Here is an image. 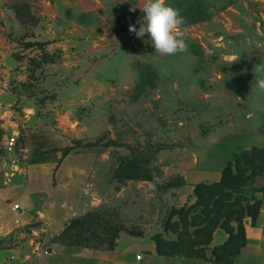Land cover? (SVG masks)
<instances>
[{"label": "rangeland", "instance_id": "rangeland-1", "mask_svg": "<svg viewBox=\"0 0 264 264\" xmlns=\"http://www.w3.org/2000/svg\"><path fill=\"white\" fill-rule=\"evenodd\" d=\"M88 1L79 0L80 6H86ZM125 2L128 6L135 4V0ZM167 3L185 19L182 30L188 34H184L186 52L161 55L145 34L144 44H131L128 50L131 57L128 52L120 53L106 65H102V60L107 56L95 58L89 66L94 68L93 81L82 80L89 73L86 65H79L78 72L75 66L59 67L63 59L59 53L48 58L53 60L51 70L45 68L47 63L43 60L34 59L28 75L35 81L34 67L40 65V76L29 82L28 88L24 87L35 96L38 105L35 118L49 120L53 126L57 123L54 110L43 109L46 103H54L58 91L93 94L90 102H80L74 109L70 116L72 125L64 132L72 137V146L77 142L97 143L73 149L79 155L95 156V166L85 187L93 193L100 208L105 192L110 193L109 206L114 209L96 211L121 223L116 208L125 198L129 210L141 202L144 217L152 218L147 215L148 208L154 204L157 192L159 219L164 218L170 207L184 200L186 181L189 185L197 181L201 170H219L235 153L264 146V91L257 86L264 73L256 72L258 66H264V0H167ZM13 4L4 0L7 9L13 10ZM15 5L24 35L12 40L24 44L25 37L32 38L40 29L45 32L52 27L39 0H20ZM80 6L82 10L84 7ZM5 18L0 20V31L7 22ZM146 41L149 43L145 44ZM51 75L54 77L49 80V87L42 85L44 78ZM13 83L25 86V82ZM18 88L14 85L11 90ZM53 107L57 114H65L63 103ZM14 109L23 116L32 114L30 109L24 114L21 108ZM23 142L19 136L14 148L19 157ZM49 152L55 154L53 150ZM79 155L76 164H86V157ZM123 158L147 160L150 173L156 175L157 170L160 173L152 182L113 178L112 173ZM19 183L22 181L8 187L11 203L22 202L19 193L24 188ZM137 185L143 186L142 192L135 189ZM130 227L137 230L140 226ZM4 249L6 254L11 251Z\"/></svg>", "mask_w": 264, "mask_h": 264}, {"label": "crops", "instance_id": "crops-1", "mask_svg": "<svg viewBox=\"0 0 264 264\" xmlns=\"http://www.w3.org/2000/svg\"><path fill=\"white\" fill-rule=\"evenodd\" d=\"M53 1L52 4L51 0H39L42 13L52 27L45 32L40 29L35 33L34 30V37L22 40L46 44L28 47L18 40H12L24 35V27L14 11L7 9L4 0H0V20L5 17L7 20L0 31V264H213L201 259L166 257L156 253L152 236L162 232L163 221V218L159 219L157 192L153 197L154 204H150L148 208L150 213L147 215L152 218L144 217L141 202L139 206L129 210L125 198L123 205L121 202L116 208L125 228L139 230L141 235L121 231L111 251L54 243V237L62 232L69 220L81 217L91 210L108 211L114 208L109 206L110 193L105 192L103 208H100L99 203L94 201L93 193L85 187L95 166V156L80 154L86 157V164L78 165L76 160L79 154L76 150L71 149L65 153L72 146V137L64 132V129L72 125L70 116L80 102H90L93 94L83 96L73 90L58 91L54 103H46L43 109L54 110L57 117L55 126L49 120L35 118L38 105L35 96H31L26 88L29 82H35L36 77L40 76L42 68L40 65L33 68V81L32 76L28 75V69L32 66L30 60L40 61L43 60V55L48 59L60 53L63 59L58 66L69 65L71 69L75 66L78 72L79 65L89 68L95 58L103 55L107 57L102 60V65L111 62L120 53L128 52L131 57L132 54L128 51L131 44H144L146 37L138 38L135 33L128 31L130 24H134L137 29L140 26L136 21L142 17L139 8L141 0H135V4L129 6L125 0H89L86 6H80L79 0ZM79 6L84 8L80 10ZM80 12L83 14L80 15ZM41 23L39 24L42 25ZM183 32L188 35L185 29ZM147 42L145 44L149 43ZM51 62V59L44 62L47 63L45 68L53 69L50 67ZM91 68L89 73H85L83 81H93L95 73L92 72L94 68ZM53 77L46 76L42 85L49 87L48 82ZM14 81L25 82V86L13 83ZM14 85L19 86L18 90H11ZM62 103L66 106L65 114H57L53 106L57 107ZM15 106L21 108L23 114L26 109H30L32 114L23 116L14 109ZM13 135L17 139L21 136L24 141L20 149L21 157L14 150L6 149V142ZM52 150L54 155L49 152ZM221 169L201 170L196 176L197 181L190 185L186 181L184 200L174 207L192 204L195 201L194 185L217 181ZM41 177L48 185L41 182ZM21 181L19 185L24 190L19 193V197L22 202L11 203L8 187ZM259 187H264V177H257L244 191L249 197L253 195L261 199L260 212L254 225L250 224L248 217L244 219L246 243L231 264H264V195L260 191H253ZM135 189L142 192L143 186L137 185ZM105 196L108 201H105ZM14 204L18 205L17 210H13ZM135 225H139V229L130 227ZM227 238L228 234L223 228H216L210 248L223 244ZM5 247L11 249L9 254H6ZM207 255L209 257L210 253Z\"/></svg>", "mask_w": 264, "mask_h": 264}, {"label": "trees", "instance_id": "trees-1", "mask_svg": "<svg viewBox=\"0 0 264 264\" xmlns=\"http://www.w3.org/2000/svg\"><path fill=\"white\" fill-rule=\"evenodd\" d=\"M9 1L14 3L16 17L19 16L15 4L20 0ZM36 23L34 21V24ZM24 44L28 47H41L46 42ZM42 59L44 62L48 61L44 55ZM30 63H34L33 60H30ZM1 133L0 129V135ZM77 143L67 148L65 153L77 146L92 147L97 144ZM146 161L120 159L112 176L125 180L155 181L160 172L157 170L156 175L151 174ZM257 177H264V146H252L235 153L232 160L226 161L217 181L199 182L194 185L195 201L192 204L169 208L161 224L162 232L152 236L156 253L166 257L201 259L213 264H231L246 243L244 219L248 217L250 224L254 225L260 212L261 199L253 195L249 197L244 193ZM253 191H260L264 195V187L255 188ZM216 228H223L228 238L223 244L210 248ZM123 230L141 235L139 230H128L121 222L92 210L69 220L53 241L66 246L103 248L111 251Z\"/></svg>", "mask_w": 264, "mask_h": 264}, {"label": "clouds", "instance_id": "clouds-1", "mask_svg": "<svg viewBox=\"0 0 264 264\" xmlns=\"http://www.w3.org/2000/svg\"><path fill=\"white\" fill-rule=\"evenodd\" d=\"M143 16L136 23L128 26L130 33H135L138 38L145 34L155 49V52L171 56L187 51L182 25L185 23L179 11L167 3V0H141L139 7ZM257 73H264V66L256 68ZM257 86L264 91V78L257 80Z\"/></svg>", "mask_w": 264, "mask_h": 264}, {"label": "built area", "instance_id": "built-area-1", "mask_svg": "<svg viewBox=\"0 0 264 264\" xmlns=\"http://www.w3.org/2000/svg\"><path fill=\"white\" fill-rule=\"evenodd\" d=\"M16 141H17V137L15 135L10 136L6 142V149L8 151H13L16 145ZM18 209V205L14 204L13 205V210H17ZM17 222V221H16Z\"/></svg>", "mask_w": 264, "mask_h": 264}]
</instances>
